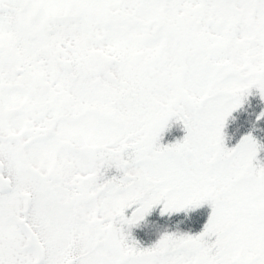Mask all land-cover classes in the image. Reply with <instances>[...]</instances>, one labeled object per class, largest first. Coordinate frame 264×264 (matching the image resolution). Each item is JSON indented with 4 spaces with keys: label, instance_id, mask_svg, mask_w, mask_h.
<instances>
[{
    "label": "snow or ice",
    "instance_id": "obj_1",
    "mask_svg": "<svg viewBox=\"0 0 264 264\" xmlns=\"http://www.w3.org/2000/svg\"><path fill=\"white\" fill-rule=\"evenodd\" d=\"M261 153L264 0H0V264H264Z\"/></svg>",
    "mask_w": 264,
    "mask_h": 264
},
{
    "label": "trees",
    "instance_id": "obj_2",
    "mask_svg": "<svg viewBox=\"0 0 264 264\" xmlns=\"http://www.w3.org/2000/svg\"><path fill=\"white\" fill-rule=\"evenodd\" d=\"M261 158L264 159V153H261ZM205 208H207V205H204Z\"/></svg>",
    "mask_w": 264,
    "mask_h": 264
}]
</instances>
